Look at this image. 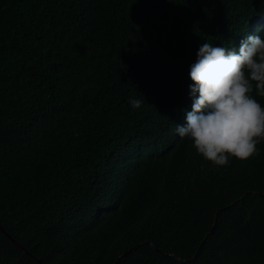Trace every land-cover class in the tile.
I'll use <instances>...</instances> for the list:
<instances>
[{
  "label": "trees",
  "instance_id": "trees-1",
  "mask_svg": "<svg viewBox=\"0 0 264 264\" xmlns=\"http://www.w3.org/2000/svg\"><path fill=\"white\" fill-rule=\"evenodd\" d=\"M249 35L264 0H0V264H264V141L176 132L199 47Z\"/></svg>",
  "mask_w": 264,
  "mask_h": 264
},
{
  "label": "clouds",
  "instance_id": "clouds-1",
  "mask_svg": "<svg viewBox=\"0 0 264 264\" xmlns=\"http://www.w3.org/2000/svg\"><path fill=\"white\" fill-rule=\"evenodd\" d=\"M189 77L192 110L186 113V124L177 125L178 136L187 138L213 167L258 155L257 145L264 141V106L253 93L264 97V39L249 35L238 50L204 43ZM142 103L129 101L134 109Z\"/></svg>",
  "mask_w": 264,
  "mask_h": 264
},
{
  "label": "water",
  "instance_id": "water-1",
  "mask_svg": "<svg viewBox=\"0 0 264 264\" xmlns=\"http://www.w3.org/2000/svg\"><path fill=\"white\" fill-rule=\"evenodd\" d=\"M261 195H264V190H263V192L261 193ZM3 231H4V230H3ZM4 233L7 234L5 231H4ZM9 238L12 239L10 236H9ZM12 240H13V239H12ZM13 241H14V240H13ZM14 243H15L16 245H18V246L21 247V245H20L18 242L14 241Z\"/></svg>",
  "mask_w": 264,
  "mask_h": 264
}]
</instances>
